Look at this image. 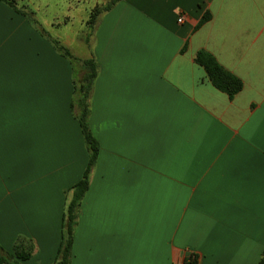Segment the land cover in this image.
<instances>
[{"label":"crops","instance_id":"0c3cea01","mask_svg":"<svg viewBox=\"0 0 264 264\" xmlns=\"http://www.w3.org/2000/svg\"><path fill=\"white\" fill-rule=\"evenodd\" d=\"M18 9L0 1V246L15 257L25 237L33 255L16 261L54 264L90 154L71 109L76 73ZM90 39L99 153L71 264H259L264 0H124ZM199 51L242 91L217 90Z\"/></svg>","mask_w":264,"mask_h":264},{"label":"trees","instance_id":"16d2710c","mask_svg":"<svg viewBox=\"0 0 264 264\" xmlns=\"http://www.w3.org/2000/svg\"><path fill=\"white\" fill-rule=\"evenodd\" d=\"M7 4L17 13L23 14L18 9L16 0H0ZM124 0H110L106 5H97L90 14L87 22L88 34L86 43L89 45L90 38L95 32L98 19L101 14L112 10L118 3ZM210 20V15L206 14L199 27L204 25ZM54 46L60 51L61 55L68 59L73 66L75 74L74 79V93L71 103V109L75 118L80 124V128L90 154L89 165L82 177L69 191L66 192L67 203L63 217L62 239L54 264H71L73 258V244L76 228L78 225L79 213L81 210L82 202L90 188V175L93 167L96 164L99 145L94 138L89 124L91 97L94 90L95 81L98 77L99 66L94 57L81 60L73 57L68 51L57 46L58 43L54 42ZM195 62L204 68L207 77L211 84L219 91L226 93L228 96L233 97L243 89V82L224 69L217 60L208 52L199 51L196 54ZM76 63L79 67H76ZM82 72V74H80ZM35 246L34 243L26 238H18L14 245L15 257L10 254H4L0 246V264H20L15 260L27 261L31 259ZM259 264H264V255Z\"/></svg>","mask_w":264,"mask_h":264},{"label":"rangeland","instance_id":"374dc122","mask_svg":"<svg viewBox=\"0 0 264 264\" xmlns=\"http://www.w3.org/2000/svg\"><path fill=\"white\" fill-rule=\"evenodd\" d=\"M16 1L17 5L23 8L33 21L35 20L42 26L41 28L48 36L55 38L44 40L52 44L55 49L54 42L58 43L57 46L68 51L76 59L85 60L91 55V49L84 39L88 32L85 24L94 7L106 5L110 0ZM57 51L61 54L59 50ZM67 61L70 63L68 59ZM76 67H79L77 63Z\"/></svg>","mask_w":264,"mask_h":264},{"label":"built area","instance_id":"2783aa9c","mask_svg":"<svg viewBox=\"0 0 264 264\" xmlns=\"http://www.w3.org/2000/svg\"><path fill=\"white\" fill-rule=\"evenodd\" d=\"M179 23H183L184 22V17L183 16H180V18H179ZM192 259H195V257H192Z\"/></svg>","mask_w":264,"mask_h":264}]
</instances>
